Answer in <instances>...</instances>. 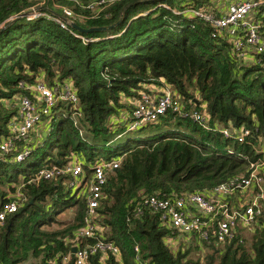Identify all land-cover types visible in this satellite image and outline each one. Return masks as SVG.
<instances>
[{"label":"trees","instance_id":"16d2710c","mask_svg":"<svg viewBox=\"0 0 264 264\" xmlns=\"http://www.w3.org/2000/svg\"><path fill=\"white\" fill-rule=\"evenodd\" d=\"M100 1L99 11L89 8ZM217 2L228 1L0 0V29L35 10L62 17L69 9L83 30L110 27L125 14L108 34L66 30L43 15L21 19L0 34V142L17 114V97L29 94L20 83L31 85L42 75L50 85L71 81L79 98L77 109L60 103L53 110L47 136L41 133L30 159L12 163L15 153L11 162L0 163V178L5 179L0 183L11 187L20 181L26 200L0 226V264H65L67 259L76 264L74 248L100 240L117 245L122 256L99 253L87 264H138V259L144 264H264V217L245 244L206 246L212 251L202 261H192L180 247L183 237L177 247L168 244L177 234L143 206L149 196L212 190L247 175L249 164L261 157L264 68L239 64L225 39L183 14ZM163 83L183 100L187 112L203 111L209 129L168 112L130 131L127 115L134 112L140 88ZM240 128L252 131L243 144L219 133ZM119 159V168L108 172L101 206L92 218L101 232L94 239H78L86 225L88 197L77 195L81 188H71L72 175L37 180L40 170L81 160L84 182H90L92 165ZM5 196L0 197V212L11 202ZM72 208L70 221H57ZM139 210H144L140 216Z\"/></svg>","mask_w":264,"mask_h":264},{"label":"built area","instance_id":"2783aa9c","mask_svg":"<svg viewBox=\"0 0 264 264\" xmlns=\"http://www.w3.org/2000/svg\"><path fill=\"white\" fill-rule=\"evenodd\" d=\"M213 2V1H212ZM104 1L92 4L89 8L96 10L102 7ZM64 16L47 12L34 13L28 21L40 16L54 20L61 28L69 29L75 26V18L69 9H64ZM186 16L203 21L214 31V37L225 39L231 46V56L239 64L247 67L264 68V0H231L217 2L211 7L188 9ZM20 89L28 95L17 97V114L10 120L9 135L0 142V163H24L33 153L37 145V133L43 124L50 125L53 110L60 103H67L77 109L79 98L71 81L50 85L44 75L29 85L22 82ZM168 112L191 118L205 129L208 118L203 111L187 112L177 93L170 90H157L150 95L142 94L135 102V109L129 119V130H138L159 120ZM49 119V120H45ZM48 128V127H47ZM225 138L234 139L238 143L247 142L252 131L247 128L219 130ZM39 136V134H38ZM37 142V143H36ZM261 157L249 164L247 175L232 179L216 188L203 193H186L173 198L149 196L143 199L144 210L158 215L161 225L168 227L177 236L169 238L167 243L177 247L182 237L191 239L203 246H220L237 242L241 245L250 240L264 217V140L257 147ZM120 161H101L92 165L93 177L90 182H84L83 161L75 160L66 167H47L40 170L37 180L54 179L72 175L70 183L78 196L86 195L88 216L86 225L78 231L77 238L94 239L101 229L93 223L95 211L101 206L108 172L119 168ZM23 199V196H21ZM144 210H139L142 215ZM18 211L15 202L7 203L0 212V226L8 215ZM76 264H87L99 253L111 252L122 256L121 249L112 242L100 240L96 245L81 247L78 244ZM139 252V249L136 248ZM138 264H144L138 259Z\"/></svg>","mask_w":264,"mask_h":264},{"label":"rangeland","instance_id":"374dc122","mask_svg":"<svg viewBox=\"0 0 264 264\" xmlns=\"http://www.w3.org/2000/svg\"><path fill=\"white\" fill-rule=\"evenodd\" d=\"M227 1H231V0H227ZM101 9V7H97L96 10H92V11H99ZM111 37V36H110ZM157 90H171V88L169 86H167L165 83H163L161 86L159 85H155V84H152V85H147V86H142L140 88V95L142 94H146V95H150L151 92H154V91H157ZM146 91H149L150 93L146 92ZM140 95H139V98L135 99L136 101H138L140 99ZM123 97V96H122ZM198 97V96H196ZM124 98V97H123ZM125 99V98H124ZM181 103L182 105L184 106V103H183V100L181 99ZM124 105V104H123ZM118 120H115V123L117 122ZM111 122V121H110ZM109 122V123H110ZM45 126L46 124H43L40 128H39V131H38V134L41 135V133L43 132V130L45 129ZM50 126V125H49ZM47 126V127H49ZM39 135V136H40ZM36 140L38 141V138H36ZM37 143V142H36ZM83 160V159H81ZM85 160V159H84ZM83 160V161H84ZM23 169H25V167H23ZM2 180V182L5 180V179H2L0 178V181ZM21 180V178L19 179ZM9 184L8 183H0V197L2 194H6L7 196L6 197V200H9V201H12V202H15L17 205L19 204L20 206V209H21V202H25L26 200L22 199L21 200V182H17V183H12V186L9 187L8 186ZM12 188H15L17 189V193L14 195V194H11V191ZM74 208L70 209L69 212L67 213H62L58 216H56V219L57 221H70L73 217V213H74ZM182 243V244H181ZM180 247L183 248V251L186 252L187 250L189 251V256H190V259L192 261H202V259L204 257H206V255L209 254V252L212 251V249L210 250L209 247H206V246H203V245H200L198 243H195L193 242L191 239L189 238H182L181 239V242H180ZM180 249V248H178ZM177 250V249H176ZM70 261V259H67L65 261V264H68V262ZM27 264H37L35 261H30L29 263Z\"/></svg>","mask_w":264,"mask_h":264},{"label":"water","instance_id":"95a60500","mask_svg":"<svg viewBox=\"0 0 264 264\" xmlns=\"http://www.w3.org/2000/svg\"><path fill=\"white\" fill-rule=\"evenodd\" d=\"M151 1H155V0H151ZM34 13H32V12H29V13H26V14H23V15H21V16H19V17H16V18H14L13 20H11L7 25H4L1 29H0V34L2 33V32H4L7 28H9V27H11L13 24H15L16 22H18V21H20L21 19H29V18H31V16L33 15ZM124 17H125V14H123L122 15V17H121V20L118 22V23H116V24H114V25H112V26H110V27H103V28H92V29H89V30H83V29H81V28H78L76 25L73 27V28H75L78 32H80V33H83V34H94V33H110V32H112L113 30H115L117 27H119L121 24H122V22H123V20H124ZM45 136H47V135H45ZM76 252V249L74 248V250H73V253H75Z\"/></svg>","mask_w":264,"mask_h":264},{"label":"crops","instance_id":"0c3cea01","mask_svg":"<svg viewBox=\"0 0 264 264\" xmlns=\"http://www.w3.org/2000/svg\"><path fill=\"white\" fill-rule=\"evenodd\" d=\"M37 130H39V129H37ZM48 130H49V129L47 128V125H46V126H45V129H44L43 132H42L44 137H46L45 135H47V131H48ZM39 135H40V134H39ZM36 136H37V138H38V141H37V142H38V143H41V138H40V136H38V133H37Z\"/></svg>","mask_w":264,"mask_h":264}]
</instances>
